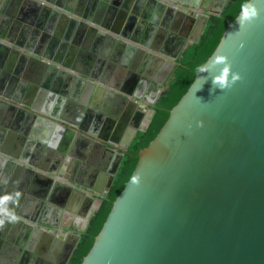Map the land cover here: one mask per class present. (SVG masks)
<instances>
[{
	"label": "crops",
	"instance_id": "crops-1",
	"mask_svg": "<svg viewBox=\"0 0 264 264\" xmlns=\"http://www.w3.org/2000/svg\"><path fill=\"white\" fill-rule=\"evenodd\" d=\"M220 1L142 0L121 38L103 25L125 8L129 15L137 0H0L4 261L22 242L24 264H67L109 191L116 155L147 128L151 101ZM90 3L96 14L87 13ZM118 93L132 98V110Z\"/></svg>",
	"mask_w": 264,
	"mask_h": 264
},
{
	"label": "water",
	"instance_id": "water-1",
	"mask_svg": "<svg viewBox=\"0 0 264 264\" xmlns=\"http://www.w3.org/2000/svg\"><path fill=\"white\" fill-rule=\"evenodd\" d=\"M141 1L129 15L125 8L111 26H103L129 38ZM232 1H220L213 14ZM90 4L87 13L96 14ZM246 7L257 15L241 27ZM202 22L199 35L207 18ZM218 57H227L241 76L231 88H212V77L223 67L215 63ZM205 67L211 74L200 71ZM83 76L97 81L95 75ZM165 89L161 84L151 107ZM117 97L130 110L136 105L128 95ZM128 147L123 146L124 155ZM123 154L116 155L107 190ZM22 245L12 246L15 254L9 262L1 254L0 264H24ZM80 264H264V0H246L225 23L164 123L138 151L129 178Z\"/></svg>",
	"mask_w": 264,
	"mask_h": 264
},
{
	"label": "trees",
	"instance_id": "trees-1",
	"mask_svg": "<svg viewBox=\"0 0 264 264\" xmlns=\"http://www.w3.org/2000/svg\"><path fill=\"white\" fill-rule=\"evenodd\" d=\"M245 2L246 0L227 2L218 15L209 16L197 43L192 44L182 52L172 70V77L167 88L160 94L154 105L153 114L147 128L137 134L129 150L124 155L107 195L102 199L99 208L91 216L85 230L80 234L67 264L81 263L82 258L91 247L94 236L98 233L112 201L123 188L124 182L129 178L137 162L138 151L155 136L166 120L172 104L185 90L194 71L200 67L215 46L225 23L236 15Z\"/></svg>",
	"mask_w": 264,
	"mask_h": 264
},
{
	"label": "clouds",
	"instance_id": "clouds-1",
	"mask_svg": "<svg viewBox=\"0 0 264 264\" xmlns=\"http://www.w3.org/2000/svg\"><path fill=\"white\" fill-rule=\"evenodd\" d=\"M257 15V12L255 9H252L249 11V9L246 7L243 11L242 18L239 21L241 27H243L245 21H250L252 17H255ZM217 65H223V67L220 69L219 75H216L212 77V88L216 89L217 87L221 90L231 88L237 81L241 80V76L237 72L232 71V64L227 59V57H218L215 61ZM201 72H208L211 74L210 68H201ZM231 77V79H229ZM17 196H19V193H17ZM9 197H3L0 198V204H3L6 200H8ZM3 215H6L8 219L15 220L16 217L13 214L3 213ZM4 225V219H0V227H3Z\"/></svg>",
	"mask_w": 264,
	"mask_h": 264
}]
</instances>
